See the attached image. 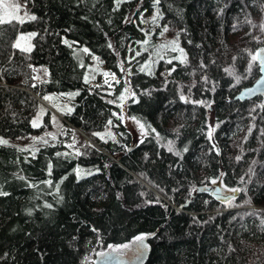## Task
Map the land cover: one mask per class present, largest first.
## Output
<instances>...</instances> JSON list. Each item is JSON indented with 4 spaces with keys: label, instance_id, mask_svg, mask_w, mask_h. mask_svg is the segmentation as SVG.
Returning <instances> with one entry per match:
<instances>
[{
    "label": "trees",
    "instance_id": "1",
    "mask_svg": "<svg viewBox=\"0 0 264 264\" xmlns=\"http://www.w3.org/2000/svg\"><path fill=\"white\" fill-rule=\"evenodd\" d=\"M5 1L25 15L0 18V139L42 142L0 143V264H91L140 235L144 264H264V98H233L259 73L264 0ZM149 13L176 41L152 70ZM92 56L110 88L89 84ZM65 122L97 147L73 153ZM212 181L239 191L196 192Z\"/></svg>",
    "mask_w": 264,
    "mask_h": 264
},
{
    "label": "rangeland",
    "instance_id": "2",
    "mask_svg": "<svg viewBox=\"0 0 264 264\" xmlns=\"http://www.w3.org/2000/svg\"><path fill=\"white\" fill-rule=\"evenodd\" d=\"M13 5H19L20 7L18 9L14 8ZM25 13L22 9V6L20 3L16 4H8L5 0H0V18L2 17H8V16H17V17H24ZM155 18V19H154ZM141 20L143 22V27L145 28L146 34L149 35V39L152 41V49H150V45L148 43H145L144 46L139 44L136 48V50H140L142 48H145L148 55H147V63L148 66L147 68L149 70H152L154 67V64L158 58V56L172 46L176 45V41L171 39L164 31V28L162 26V23L160 21L159 15H154L152 13H149L146 16H142ZM156 27V28H155ZM163 33V34H161ZM30 35L31 32H26V33H20L17 36L16 43L19 42L20 46L22 47H29L31 45L30 41ZM146 35V36H147ZM141 46V47H139ZM172 52V50H170ZM182 56V53L180 54V57ZM97 60V62H96ZM90 67H89V74L93 76H98V82L101 83L102 85L105 83H108L113 75H112V70L107 69L106 67L101 66V63L96 59L94 56L90 58ZM98 63L100 66L98 67ZM95 66V68L92 66ZM33 69V79L35 82H38L42 79V77L45 75V71L41 67H32ZM143 69V67H142ZM144 70V69H143ZM107 74V75H105ZM109 74V75H108ZM117 76V75H116ZM117 81V80H116ZM95 82V81H93ZM124 104L122 103L120 108H121V116H122V121L124 125L132 132V134L140 140L144 135L145 132L142 128V126L128 118L127 116L124 115ZM57 116L59 115L58 113L54 112ZM60 127H56V132H58V135L63 138L64 144L70 143V145H66L68 149H70L73 153L78 154L80 148L85 144L83 138L78 134L74 133L73 130L66 124L64 125H59ZM212 128V127H211ZM212 135V130L210 131ZM209 132V133H210ZM51 134H48L47 137L49 138ZM53 137L52 139H55V135H51ZM89 137V136H88ZM1 140V139H0ZM3 141H7L6 144L9 145H16L18 147H23L24 149L33 147L39 143H41V139L38 137H33V138H25V139H6ZM94 146V145H93ZM178 210V207H176ZM127 248L121 246L117 248H113L112 250L115 252L120 253L122 250H125Z\"/></svg>",
    "mask_w": 264,
    "mask_h": 264
},
{
    "label": "water",
    "instance_id": "3",
    "mask_svg": "<svg viewBox=\"0 0 264 264\" xmlns=\"http://www.w3.org/2000/svg\"><path fill=\"white\" fill-rule=\"evenodd\" d=\"M255 57L258 61L259 70L256 79L248 86L240 89L234 99L239 101L248 100L256 96L264 98V45L259 46L255 50ZM196 192H208L212 197L226 199L234 193L223 191L219 182H215L208 186H197ZM180 210V207H178ZM150 235L144 236L142 242H134L129 251L118 253L113 250H105L95 254L91 264H144L149 254L148 238Z\"/></svg>",
    "mask_w": 264,
    "mask_h": 264
},
{
    "label": "snow or ice",
    "instance_id": "4",
    "mask_svg": "<svg viewBox=\"0 0 264 264\" xmlns=\"http://www.w3.org/2000/svg\"><path fill=\"white\" fill-rule=\"evenodd\" d=\"M156 2L159 3V0H156ZM119 3H120V0H117V6H119ZM13 7L16 8V9H18L20 6H19V5H13ZM29 19L35 20L36 17H35V16H31V17H29ZM154 19H155V18H154ZM3 22H4V20L0 19V23H3ZM20 22L23 23L24 20H23V19H20ZM164 31H167V28H165ZM261 31H264V25L261 26ZM161 34H163V33H161ZM33 35H34V34H33ZM66 43H67V42H66ZM14 47L19 48V47H20L19 42H17V43L14 45ZM109 47H111V45H109ZM23 50H25V51H29L30 49H23ZM84 51L87 52L88 50H87V49H84ZM252 59L255 60L256 57L253 56ZM182 62H183V61H182ZM105 75H107V74H105ZM45 99H48V97H45ZM181 99H184V97H181ZM110 123H111V122H110ZM94 135H95V134H94ZM209 138H211V132L209 133ZM0 143H7V141L0 140ZM186 150H187V149H186ZM237 159H239V157H237ZM242 179H243V178H242ZM212 182L215 183V181H212ZM231 191L235 192V191H239V190H238V189H231ZM0 195H7V193H2V192H0ZM49 207H50V205H49ZM144 238H145V237H144L143 235H140V236H137V237L135 238V241H136V242H142V241L144 240ZM123 247L127 248L128 246H127V245H124Z\"/></svg>",
    "mask_w": 264,
    "mask_h": 264
},
{
    "label": "built area",
    "instance_id": "5",
    "mask_svg": "<svg viewBox=\"0 0 264 264\" xmlns=\"http://www.w3.org/2000/svg\"><path fill=\"white\" fill-rule=\"evenodd\" d=\"M98 66H100V65L98 64ZM101 66L105 67L103 64H101ZM111 72H112V75H113L112 79H111L108 83H105V82H104V84H103V85H105L107 88H110V87H111V83H112V82H115V81L117 80V76H116V74H115L113 71H111ZM108 75H109V74H108ZM89 84L94 85V86H98V85H100L101 83H99L98 81H95V82L90 81ZM58 116H60V115H58ZM66 124H67V125L73 130L74 133H78V134L83 138L85 144H88V145H94V146L97 147L96 143L93 142V140H91L86 134H84V133L79 129V127H75L74 125H72V124H70V123H68V122H66ZM49 136L51 137V135H49ZM66 145L69 146L70 143L68 142V143H66ZM76 170H77V168H74V171H75V172H76Z\"/></svg>",
    "mask_w": 264,
    "mask_h": 264
},
{
    "label": "flooded vegetation",
    "instance_id": "6",
    "mask_svg": "<svg viewBox=\"0 0 264 264\" xmlns=\"http://www.w3.org/2000/svg\"><path fill=\"white\" fill-rule=\"evenodd\" d=\"M132 245H133V244H132ZM132 245H129V246L127 247V249L122 250L121 253H124L125 251H129V248H130Z\"/></svg>",
    "mask_w": 264,
    "mask_h": 264
}]
</instances>
